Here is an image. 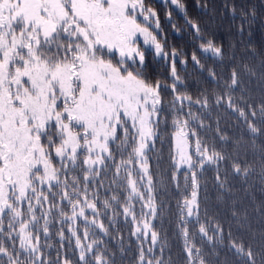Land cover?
Masks as SVG:
<instances>
[{"label": "snow or ice", "instance_id": "1", "mask_svg": "<svg viewBox=\"0 0 264 264\" xmlns=\"http://www.w3.org/2000/svg\"><path fill=\"white\" fill-rule=\"evenodd\" d=\"M166 2L185 11L183 0ZM230 11L249 26L258 16L254 4L246 10L233 4ZM167 16L170 20L171 13ZM185 21L200 35L186 12ZM239 31L243 34V25ZM162 32L159 15L146 0H0V264H73L59 249L54 259L47 252L54 228L60 248L66 240L74 247L76 264H116L104 237L112 236L110 229L118 234L119 218L133 226L138 242L150 235L156 245L151 220L157 205L147 150L158 134L162 90L173 95L176 166L187 169L185 184L191 180V196L180 205L185 264H228L227 257L220 258L224 249L240 264H258V255L264 264V230L257 239L246 210L233 202L231 214L249 233L247 244L231 229L225 236L206 208L202 215L197 198L198 173L206 165L215 169L224 194L231 191L228 166L243 178L255 171L240 157L249 148L255 152L256 141L264 139V100L252 102L244 87V77L257 76L256 68L233 66L211 103L203 93L193 100L178 90L183 88L178 53L166 51ZM142 45L161 59L171 57V83L148 74ZM200 48L221 60L227 55L212 40ZM191 60L200 65L195 53ZM259 67L258 79L264 81V61ZM210 76L215 80V73ZM194 104L209 116L213 106L230 109L246 127L247 139H231L217 121V148L214 139L198 134L197 127L208 126L191 111ZM228 145L232 153L223 150ZM261 153L264 178V146ZM138 249L136 264H168L163 247L159 257L151 246L138 243Z\"/></svg>", "mask_w": 264, "mask_h": 264}, {"label": "trees", "instance_id": "2", "mask_svg": "<svg viewBox=\"0 0 264 264\" xmlns=\"http://www.w3.org/2000/svg\"><path fill=\"white\" fill-rule=\"evenodd\" d=\"M146 3L153 7L159 15L161 28L163 32L162 43L166 51L171 52L175 49L178 53L176 58V70L183 82V88L178 90L186 91L193 97V100L205 94L209 97L210 103L214 93H219L223 87V82L230 75L233 66L247 64L254 66L257 76L249 78L244 77V87L248 90L251 101L259 103L264 100V81L258 79L260 63L264 61V4L261 0H183L185 11L181 12L174 5L168 2L157 0H146ZM235 4L237 8L243 7L245 10L256 5L258 16L251 25L243 22V18L237 13L233 15L230 11L231 6ZM171 13L169 20L167 13ZM187 19L195 22L201 29L200 35L186 24ZM175 24V28L172 24ZM241 25L244 32L239 31ZM158 36V39H160ZM212 40L218 46H221L227 55L221 60L216 57L206 55L202 52L200 44ZM196 54L200 60V65H195L192 60V54ZM255 53V55H253ZM146 67L148 74L163 82L171 83L169 60L156 58L153 52L145 51ZM181 59L186 61L182 63ZM210 72L215 73V80L210 76ZM219 85V86H218ZM237 98L241 95L239 92L234 94ZM162 112L160 116L158 134L154 146L151 145L147 150L149 172L153 178V186L156 196L157 214L156 218L151 220L154 230L158 233L156 245L150 244V235L137 241L136 236L132 234L134 228L131 224H126L123 218L116 225L118 234L115 230L112 236L104 237L109 249L115 253L116 264H136L138 257V243H142L144 248L153 247L155 254L161 255L160 248L163 247L162 258L168 264H185L184 260V239L180 234V205L184 198L191 196V180L185 184L183 173L187 170H178L175 165L174 151V110L170 107L173 95L170 90H162ZM188 108H184L187 112ZM195 114L204 119L206 128L197 127V132L204 139L212 138L215 140L217 148L221 147V142L217 138L215 131L216 122L219 121L220 128L231 138L236 139L243 136L247 139L249 133L237 115L230 109L222 106H213L210 108L211 115L204 112L199 105H193L191 108ZM205 117H207L205 119ZM187 118V117H184ZM195 124L194 121L191 122ZM257 148L253 152L250 148L246 153L241 154V164L246 160L255 170L247 178L238 177L232 174L231 167H227L228 184L230 193L224 194L216 182V171L213 167L205 166L202 173H198V201L200 202L201 214L206 208L210 216L218 219L225 229V236L231 229L233 236H241L244 242H249V233L239 229L236 225L231 208L233 202L242 210H246L251 225V232L256 234L259 239V233L264 230V178L261 176V146H264V139L256 141ZM223 150L232 153L231 145L225 146ZM225 164L227 162H224ZM224 168H221V175H224ZM107 183V181H106ZM179 185V187H177ZM114 187V186H113ZM137 213L140 206L136 205ZM147 211V209H145ZM107 226L108 220L104 217ZM59 227V224L56 225ZM191 231V228H190ZM99 234V233H98ZM70 234L65 229V236ZM44 238H41L43 243ZM49 243L52 245L47 252L54 259L56 250L69 256L73 264H76L74 247L67 240L63 248H60L59 238L55 235V228ZM227 243V240H225ZM123 245V251L120 246ZM207 247V246H205ZM254 248H259L258 243L253 244ZM227 257L228 264H240L239 258L224 249L220 253V258ZM215 259V257H212ZM257 262L260 264V256H257Z\"/></svg>", "mask_w": 264, "mask_h": 264}, {"label": "rangeland", "instance_id": "3", "mask_svg": "<svg viewBox=\"0 0 264 264\" xmlns=\"http://www.w3.org/2000/svg\"><path fill=\"white\" fill-rule=\"evenodd\" d=\"M157 1H160V2H162V0H157ZM166 2V0H164V2L163 3H165ZM147 4V3H146ZM148 5V4H147ZM149 6V5H148ZM141 40H142V38H141ZM142 48H144L145 49V51L147 50V51H151V52H153V54L155 55V53H154V49H152L150 46H147V45H142ZM202 50V49H201ZM203 52V51H202ZM204 53V52H203ZM204 54H206V55H209V56H212L210 53H204ZM155 57L156 58H161V57H159V56H156L155 55ZM213 57V56H212ZM171 59V57H169V58H167V59H165V60H170ZM151 146V145H150ZM150 146H149V148H150ZM174 151H175V136H174ZM175 165H176V161H175ZM179 171L180 170H187L185 167H179V169H178Z\"/></svg>", "mask_w": 264, "mask_h": 264}]
</instances>
